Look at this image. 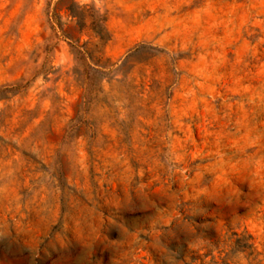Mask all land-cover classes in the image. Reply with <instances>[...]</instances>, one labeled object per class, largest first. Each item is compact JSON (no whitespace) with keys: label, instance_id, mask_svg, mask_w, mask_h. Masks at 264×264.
I'll return each instance as SVG.
<instances>
[{"label":"rangeland","instance_id":"1","mask_svg":"<svg viewBox=\"0 0 264 264\" xmlns=\"http://www.w3.org/2000/svg\"><path fill=\"white\" fill-rule=\"evenodd\" d=\"M0 264H264V0H0Z\"/></svg>","mask_w":264,"mask_h":264}]
</instances>
